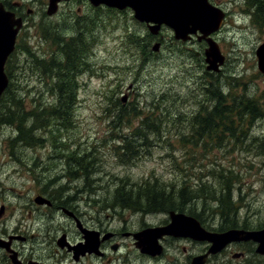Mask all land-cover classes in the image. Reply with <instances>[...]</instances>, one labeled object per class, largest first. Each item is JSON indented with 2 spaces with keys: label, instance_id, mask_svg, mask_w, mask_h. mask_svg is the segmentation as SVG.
<instances>
[{
  "label": "rangeland",
  "instance_id": "obj_1",
  "mask_svg": "<svg viewBox=\"0 0 264 264\" xmlns=\"http://www.w3.org/2000/svg\"><path fill=\"white\" fill-rule=\"evenodd\" d=\"M210 1L222 5L229 16L224 32L215 40L220 53L228 57V62L220 67L221 73L214 79L219 81L222 94L243 95L262 113L251 128L250 139L248 137L242 145L231 147L225 144L221 149H211L206 153L204 146H184L181 142L190 138L191 116L201 111L205 104L202 86L214 80L209 74L212 72L206 71L205 50L208 45L204 39H199L201 34L189 42L181 41L175 39L169 27L161 26L158 33L152 35L144 22H137L131 10L125 8L119 12L104 6L94 8L85 0L61 3L53 16L46 14L48 0H44L43 6L31 2L30 8L34 13L28 18V28L23 33L24 49H19L12 57L7 69L8 80L12 81L11 89L18 93L17 99L10 103L0 100L1 116L7 113L4 107L8 108L18 100L23 102L20 104L23 113L30 110L34 100L40 101L39 104L52 101L46 93L48 78L40 68L44 59L56 54L55 46L50 44V40H45L54 28L57 27L64 41L84 28L85 42L90 44L85 55L87 66L80 72L78 70L74 78L79 82V88L69 129L59 126L61 132L57 135L56 127L49 129V123L42 128L43 120H40L32 136L41 140L30 145L26 140L17 139L16 123L3 125L1 118L0 203L4 199L14 207L24 199L17 195L24 196L36 189L49 193L63 186L64 191H69L66 195L84 200L90 195L92 201L98 202L94 190L99 201L107 196V213L114 216L121 213V209L114 202L117 194L113 195V192L122 183L125 182L126 187L129 185L125 191L129 187L157 183L164 188V196L168 197L165 200L169 199L173 208L184 212L191 207L201 212L203 225L209 231L227 229L228 221L221 227L219 225L222 221L218 217L220 214L216 213V204L189 202L184 193L176 194L180 186L177 181L181 179L177 171L182 169V178L187 176L191 186L200 184L216 191V186L221 183L220 176H234L233 189L242 195H237L240 197L237 206L241 210L237 217L264 212V150L259 149L260 143L264 142V74L257 69L255 55L264 41V29L253 25L243 2L245 0ZM155 45L158 49L153 51L152 46ZM57 76L51 75L49 81H57ZM156 97L162 99L161 104L165 108L161 111L164 115L160 114L158 134L154 129L146 130L145 138L140 141L135 132L137 128L142 129L138 119L124 117L118 121L114 115L117 110L121 112L122 108L129 110L136 106L144 110V118L146 112L153 108ZM32 121L27 120L25 128ZM53 124L56 126L59 122ZM124 137L134 138V143H140L132 162L127 164L121 163L114 154L117 143L120 144L118 141ZM69 155L70 158L72 155L82 157L80 162L72 165L79 171L78 178L61 179L58 185H49L52 177L60 175L55 170H61L64 164L69 163ZM66 169L67 165L61 171L62 175ZM83 170L87 171L86 175ZM151 175L155 176V182L146 180ZM182 185L187 188L186 184ZM170 189L173 193L168 196ZM180 201L183 204L180 205ZM97 205L103 206L99 202ZM221 212L230 219L236 213L232 208ZM16 219H20L18 209L13 211L11 222ZM191 245L183 244L188 254L194 253ZM200 247L198 245L197 250ZM240 251L241 247H235L230 254L225 251L209 255V264H224L229 261L228 255L234 257Z\"/></svg>",
  "mask_w": 264,
  "mask_h": 264
},
{
  "label": "flooded vegetation",
  "instance_id": "obj_2",
  "mask_svg": "<svg viewBox=\"0 0 264 264\" xmlns=\"http://www.w3.org/2000/svg\"><path fill=\"white\" fill-rule=\"evenodd\" d=\"M69 1L72 0L66 2ZM31 2H34L35 5L43 6L44 4V0H0V21L9 33H15L13 51L6 59L4 70L8 69L12 57L19 52V49H24L23 33L28 28V18L34 13V10L30 8ZM208 2L222 14L220 28L209 36L215 41L218 35L222 31L224 32L223 29L227 25L225 22H227L229 16L222 5H216L210 0ZM243 2L249 10V2L247 0ZM198 34L199 32L189 35L187 42L194 39ZM215 44L220 49L217 42ZM199 54L201 55V52L198 53V56H200ZM221 55L224 58L221 65L223 67L228 62V57L222 53ZM199 58L201 59V57ZM221 66H219L218 72L209 73L212 75V79L219 76L221 73L219 71L222 70ZM205 81L210 80L205 79ZM223 96L234 108L232 103L234 95L223 94ZM248 103L251 105L250 100H248ZM254 106L257 107L255 104ZM250 107L252 108V105ZM249 117L250 115L246 116L245 120ZM222 123L225 125L220 123L221 126H218L217 131L224 132L227 135L223 137L224 143L231 147L237 146L235 140L240 132L230 137V133L235 128L234 123L228 124L229 121H222ZM237 125L240 128L241 125L238 121ZM250 134L251 129L244 139L246 140L248 137L250 139ZM261 146H264V142L260 143L259 149ZM65 165L67 164H64L61 170H55L60 175L56 174L52 177L49 185H58L61 179H73L74 176L71 175L75 173H71L72 169L68 165L66 173L62 175L61 171ZM87 165L89 166L88 163ZM83 172L85 174L84 170ZM75 178H78V174ZM154 178L155 176L151 175L146 180L155 182ZM186 178L187 176L181 178L177 181V184H186L187 188L182 185L184 189L181 192L178 190L176 194L184 193L189 202H200L203 205V200L200 198L203 191L199 189L202 186L200 184H195V187L191 186L185 182ZM228 178L231 180L230 188L225 190L224 185L221 186V183L220 186H216L218 189L216 197L218 198L214 199L212 203L221 208V205L229 198V206L236 213L232 216L228 225L225 226L227 229L215 231V233H222L227 230H241L247 233L264 231V212L259 211L253 215H251L253 213L251 212L241 218L237 217V213L241 211L237 206V203H239L237 201L242 195L236 189H233L235 187L232 182L234 176ZM141 186H146V184L134 187L138 194L141 192V189H139ZM56 188V190L49 193L36 189L28 191L24 196L17 195V197H24V199L21 202L18 201L14 207L11 202L2 200L3 202L0 203V264H191L193 258L202 256L210 246L205 240L172 235L165 229L170 224L171 215H184L193 218L201 229L209 231L203 225L202 213L194 211L191 207H187L182 212L179 208L171 209L170 207L167 209L164 206L161 207V202L146 204L142 200V202L138 201L133 206L129 202L120 200V203L114 202L121 209V213H115L112 216L107 213V196L103 201H99L98 196L95 195L96 190H94V197L103 206L97 205L98 202L96 201H92L90 195L89 199L84 200L73 195H66L69 191H64L63 186ZM87 192L90 194L89 191ZM121 192L123 191L120 190L118 193ZM245 192L246 189L244 188ZM116 193L114 191L113 195H116ZM171 193H173L172 189L168 190V196ZM220 196L224 197L220 198ZM223 198L225 202H223ZM164 203H166V200ZM179 203L180 205L183 204L181 201ZM15 209L19 210L20 219H16L12 223L11 219ZM218 217L222 221L219 224L221 227L225 217L223 214L218 215ZM150 230L163 231H155L153 234L154 243H157L160 248L159 254L147 253L139 246L142 244L139 240L140 236L143 237ZM246 239L240 241L233 239L228 242L229 244L220 253L226 251L230 254L235 247H241V251L236 253L234 257L228 255L229 261L224 264H264V255L256 252L258 242L250 237ZM187 243L192 244L191 250L194 253L188 254V250L183 246ZM198 245L202 246L200 250H197ZM194 247H196V250H193ZM206 264H209V259H207Z\"/></svg>",
  "mask_w": 264,
  "mask_h": 264
},
{
  "label": "trees",
  "instance_id": "obj_3",
  "mask_svg": "<svg viewBox=\"0 0 264 264\" xmlns=\"http://www.w3.org/2000/svg\"><path fill=\"white\" fill-rule=\"evenodd\" d=\"M247 1L249 2L250 19L252 20L253 25H255L258 29L263 30L264 0ZM46 27L55 26L47 25ZM56 29L57 27L50 31L48 33V36H45V40H50V44L52 43L51 45L55 46L56 54L54 55V53H52L48 59H44L41 63L40 68L44 76L48 78L46 81V93L52 97V101L48 103L41 102V104H39L40 101L34 100V103L32 104L30 110L28 109L25 113H23V106L21 107L20 105L22 100H18L17 103L13 104L12 106L9 105L10 107L8 108L7 106L4 107L5 109H7L6 114H2V116L0 114V123L1 118H3V125H9L13 122L16 123L18 125L16 126L18 133L17 139L26 140L30 145L41 140L38 137L34 138L32 136L35 125H37L40 120H43L42 128L47 126L49 123V129L56 127L58 130L57 135H59L61 132L58 128L59 126L65 129H69L71 127L70 121L72 119L74 106L77 101L76 95L79 88V82L74 81V78L78 70L80 72L82 68H85L87 66H85V55L89 51L90 44L85 42L84 28H82V31H80L79 29V33L76 36L71 37L68 41H64L62 39V35L58 33ZM134 40L135 39H133V41ZM80 53L82 54L80 55ZM68 70L70 71L69 73ZM6 73L9 77L8 70H6ZM60 73L64 76L60 75ZM54 74L58 75L57 81H49L50 76ZM11 82L12 81H9L8 87L4 91L1 98L2 101L8 100L9 103L11 101L15 102L14 100L17 99L18 94H16V90L14 93L11 89ZM219 86V81H211L202 86L203 89H201V94L204 97L205 104L201 107V111H198L196 114L191 116L192 125L190 127L192 128L190 130V138H186L181 141L184 146L186 144L193 147L201 145L204 146L203 149L205 153L210 152L211 149H221L225 146L223 137L227 136L224 132L222 133L217 131L218 126H221V124H223L222 121H229L228 124H232V122L234 123L235 128L234 130H232L229 136L233 137L237 135V132H240L235 142L236 144L242 145L247 132L252 128L254 122L262 117V113L260 112L258 107H255L254 103L250 101L252 105L251 108L248 100L245 99L243 95H241L240 97H234L232 101V103L234 104V108H232L230 102L223 96ZM161 101L162 99L156 97L153 101V108L150 111L146 112V116L144 118L142 117L145 114L143 109L136 106H131V109L129 110H124V108H122L123 111L121 112L117 110V113H115L114 115L115 119L118 121H120L124 117L129 118V120H131L132 118L138 119L140 124L139 127L142 126V129L139 130L137 128L135 132L138 133L140 141H142L145 138L146 130L154 129V132L158 134L159 130L157 128L158 126H160V114H163L161 111L162 109H165L163 108ZM248 115H250L249 119L245 120L246 116ZM29 119H33V121L31 125H28L25 128L24 125L28 124L27 120ZM54 120L58 121L59 124L55 126L53 124V122H55ZM217 120H219L221 124L217 122ZM237 121L241 125L240 128H238ZM128 122L129 121H127V123ZM244 122L246 123L244 124ZM58 138L62 140L61 137ZM120 140L121 141H118L120 142V144L117 143L114 151L116 158H118L123 164L132 162V159L136 154V149L140 143H134V138L126 139V137H124ZM261 149L264 150V146H262ZM80 158L82 157H77L76 155H72L71 158L70 155L68 156L69 163H67V165L72 169L71 173H75L71 176H76L78 174L77 169H73L72 165L74 163L80 162ZM177 172L182 178L181 175L184 174V171L181 169ZM86 173L87 171H85V175ZM220 178L221 186L224 185V189L228 190L230 188L231 180H229L228 177L223 178V176H221ZM185 182L188 183L187 180ZM125 188L127 189L124 182L115 190L117 192V196H114V200L116 203H120V200H123L135 206L136 202H142V200H144L146 204L152 202H161V207L164 206L167 209L170 207L171 209L173 208L172 203L169 201V199L166 200V203H164L165 199L168 197L164 196V188L160 187L157 183H155L154 185L146 184V186L139 187V189H141L140 194H138L137 191L132 187H129L128 191H125ZM183 189L184 188L182 187V185H180V192ZM199 189L203 191L202 195L200 196V198H202L203 200V203L212 202L215 199L214 196L218 194L216 190L212 189V191L207 186L200 187ZM120 190L124 192L121 195H119L118 193ZM222 197L224 196H220V198ZM223 202H225L224 198ZM226 202L221 205V208L216 207V209L218 210L216 211V213L224 214L223 212H221L222 210L230 209L231 206H229L228 203L229 198L226 199ZM225 221H228L229 223L230 218H224L223 225H225Z\"/></svg>",
  "mask_w": 264,
  "mask_h": 264
},
{
  "label": "water",
  "instance_id": "obj_4",
  "mask_svg": "<svg viewBox=\"0 0 264 264\" xmlns=\"http://www.w3.org/2000/svg\"><path fill=\"white\" fill-rule=\"evenodd\" d=\"M68 0H48L46 14L52 16L57 11L59 2ZM93 7L100 5L109 8L123 10L130 8L134 12V18L139 22H144L148 25V30L152 35H156L162 25L168 26L173 30L176 40L186 41L189 35L199 32L201 37L208 45L205 50L206 70L218 72L219 66L223 64L224 58L220 54L217 45L208 36L216 32L221 25V12L212 7L208 0H88ZM151 23L152 25H149ZM15 33L3 27L0 21V98L8 86V79L4 72V64L7 57L13 51ZM152 50L156 51L158 45L152 46ZM255 55L257 57V68L264 74V41L256 49ZM125 99V98H124ZM171 222L165 228L168 229L172 235L187 236L193 239L205 240L210 242V247L202 256L193 258L191 264H205L209 255L216 254L221 251L228 242L235 239L236 241L247 240L252 238L258 242L256 252L264 255V231L261 232H242L237 230H229L223 233H211L199 227V224L193 219L184 215H171ZM187 223L190 225L186 231L189 234L177 233L179 223ZM192 223V224H191ZM195 226V227H194ZM195 228V230H194ZM193 230V231H192ZM163 232L162 230H155ZM154 230H150L144 234L147 237L145 243L140 236V248L150 254H159V246L154 243ZM151 232V233H150ZM153 233V234H152ZM176 233V234H175ZM147 234V235H146ZM146 235V236H145ZM161 235V234H160ZM159 235V236H160ZM152 239V240H151ZM151 240V243H150Z\"/></svg>",
  "mask_w": 264,
  "mask_h": 264
},
{
  "label": "bare ground",
  "instance_id": "obj_5",
  "mask_svg": "<svg viewBox=\"0 0 264 264\" xmlns=\"http://www.w3.org/2000/svg\"><path fill=\"white\" fill-rule=\"evenodd\" d=\"M21 147V146H20ZM22 148V147H21ZM76 184V183H75ZM72 186V185H71ZM73 190V189H72ZM190 229V225L189 224H187V223H179L178 224V228L176 229V231H178L177 233H182V234H189L190 233V231H186L187 229ZM147 237H144V239H143V241L145 242V243H148L147 242Z\"/></svg>",
  "mask_w": 264,
  "mask_h": 264
}]
</instances>
